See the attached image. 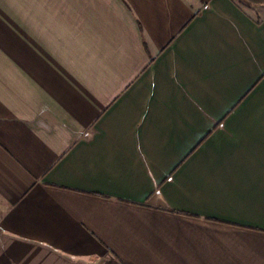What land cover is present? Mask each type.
<instances>
[{
    "label": "crops",
    "instance_id": "0c3cea01",
    "mask_svg": "<svg viewBox=\"0 0 264 264\" xmlns=\"http://www.w3.org/2000/svg\"><path fill=\"white\" fill-rule=\"evenodd\" d=\"M0 264H264V0H0Z\"/></svg>",
    "mask_w": 264,
    "mask_h": 264
}]
</instances>
